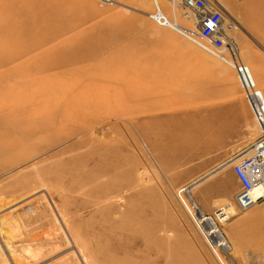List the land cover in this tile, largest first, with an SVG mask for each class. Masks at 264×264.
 <instances>
[{
    "label": "rangeland",
    "instance_id": "rangeland-1",
    "mask_svg": "<svg viewBox=\"0 0 264 264\" xmlns=\"http://www.w3.org/2000/svg\"><path fill=\"white\" fill-rule=\"evenodd\" d=\"M215 1L264 96V0ZM156 2L165 25L155 0H0V264H229L176 190L234 213L258 124L227 55Z\"/></svg>",
    "mask_w": 264,
    "mask_h": 264
},
{
    "label": "built area",
    "instance_id": "built-area-1",
    "mask_svg": "<svg viewBox=\"0 0 264 264\" xmlns=\"http://www.w3.org/2000/svg\"><path fill=\"white\" fill-rule=\"evenodd\" d=\"M166 1L173 2V0ZM175 1L179 7L183 8L182 16L190 22L191 28L184 29L188 37L198 38L206 46L215 49L220 58L226 60L224 56L227 55L226 57L233 63L231 66L237 74L244 97L258 124V133L247 147L246 152L230 158L232 170L238 182V188L233 193L232 200L236 208L243 211L256 201L264 199V98L261 91L255 88L251 76L249 74L247 77L244 76L247 68L240 64L243 61L239 54V44L227 31L234 25L226 18L221 5L215 0ZM147 15L165 25L162 20L166 15L163 14L156 0ZM255 186H260L262 189L256 196L252 194ZM190 190L191 183H186L177 188L176 194L215 257L220 259L219 253L227 260L231 257L228 242L225 239L223 241L216 239L220 222L227 216L226 211L220 207H216L212 212L203 210L193 198Z\"/></svg>",
    "mask_w": 264,
    "mask_h": 264
},
{
    "label": "crops",
    "instance_id": "crops-1",
    "mask_svg": "<svg viewBox=\"0 0 264 264\" xmlns=\"http://www.w3.org/2000/svg\"><path fill=\"white\" fill-rule=\"evenodd\" d=\"M234 182L238 185L237 179ZM235 212L223 224V231L229 240L234 264H264V243L253 246L250 242L257 234H264V199L250 206L245 212ZM239 214V215H237ZM231 264V263H230Z\"/></svg>",
    "mask_w": 264,
    "mask_h": 264
},
{
    "label": "bare ground",
    "instance_id": "bare-ground-1",
    "mask_svg": "<svg viewBox=\"0 0 264 264\" xmlns=\"http://www.w3.org/2000/svg\"><path fill=\"white\" fill-rule=\"evenodd\" d=\"M172 3V5H173V14L176 16V8L177 7H179L178 6V4H177V2L175 1V0H173V2H171ZM187 26V25H186ZM187 28H190L189 26H187ZM187 28H185V29H187ZM183 31H185L184 30V28H183ZM186 33V32H185ZM188 34V33H187ZM239 54H240V51H239ZM231 64H233L232 62H231ZM241 64V63H240ZM245 71V70H244ZM244 76L245 77H247L248 76V73L247 72H245L244 73ZM252 80V79H251ZM252 82H253V80H252ZM253 84H254V82H253ZM255 85V84H254ZM255 88L256 89H258V90H260L259 88H257L256 86H255ZM261 91V90H260ZM261 93H262V91H261ZM263 95V94H262ZM263 98H264V96H263ZM231 163V162H230ZM261 187L260 186H255L254 188H253V190H252V194L254 195V196H256V195H258V194H260V192H261ZM257 202H259V201H256L255 203H257ZM254 203V204H255ZM254 204H252V205H254ZM252 205H250V206H252ZM249 206V207H250ZM248 207V208H249ZM220 208H222L223 209V211H226V214H227V216H226V218H224L221 222H220V229H219V233L216 235V239L217 240H221V241H223V239H225L227 242H228V244H229V246H230V251H229V254H231V257L230 258H227V262L230 264H234L233 263V259H232V253H231V250H232V247H231V244H230V242H229V240L227 239V237H226V235H225V233H224V231H223V224L231 217V215L228 213V211L222 206V207H220ZM247 208V209H248ZM247 209H245V210H243V211H239L238 209H237V212L238 213H243V212H245ZM137 230V229H136ZM221 232V233H220ZM222 234V235H221ZM219 254V253H218ZM220 255V254H219ZM221 256V255H220Z\"/></svg>",
    "mask_w": 264,
    "mask_h": 264
}]
</instances>
